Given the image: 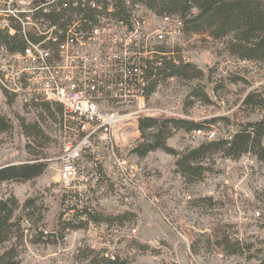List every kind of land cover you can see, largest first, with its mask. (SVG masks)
Returning <instances> with one entry per match:
<instances>
[{"label":"rangeland","instance_id":"1","mask_svg":"<svg viewBox=\"0 0 264 264\" xmlns=\"http://www.w3.org/2000/svg\"><path fill=\"white\" fill-rule=\"evenodd\" d=\"M26 1L0 0V13L11 9L12 2L25 7L20 2ZM136 10L147 18V34H156L175 24L176 17L167 21L144 7ZM172 42L169 49L173 50V57L179 59L184 54L186 63L193 64L201 75L192 80L169 78L148 98L138 96L136 103L120 108L121 111L175 113L196 121L226 117L233 123L264 115V111L242 105L248 91L264 90V65L236 61L221 41L212 40L205 33L189 35L181 31L173 36ZM1 74L2 71L0 78ZM2 85L0 114L10 124L7 130L0 131V167L31 159L42 160L46 166L33 180L0 183V197L14 195L19 206L28 198L35 199L34 212L53 227L65 195L59 184V166L61 161L66 164L68 160L67 155L60 157L64 143L60 131L62 113L45 118L40 104L24 102L4 91L5 83ZM196 85L202 87L210 101L191 95ZM50 105L56 110L54 103ZM128 121L131 124L127 127H132L131 119ZM21 123H36L42 130L41 136H25ZM209 130L215 132V139L231 136L236 127L219 120ZM140 135L131 138L128 130L111 134L118 137L116 158L103 163L109 171L114 161L123 159L121 167L134 200L124 201L113 194L95 192L93 201L94 206L114 214L133 215L111 224L105 219L88 223L72 230L57 244L36 246L25 238L17 246L18 264H89L84 256H77L76 249L81 246L86 252L108 251L126 264H264V165L249 154L232 159L214 153L200 163L205 168L200 175L188 179L177 167V159L209 139L202 134L192 137V131L173 130L166 144L179 155L157 149L140 157L133 152L142 141ZM101 143L104 141L100 140ZM88 204L92 206V202ZM112 226H118L120 231L113 233Z\"/></svg>","mask_w":264,"mask_h":264},{"label":"built area","instance_id":"2","mask_svg":"<svg viewBox=\"0 0 264 264\" xmlns=\"http://www.w3.org/2000/svg\"><path fill=\"white\" fill-rule=\"evenodd\" d=\"M30 1L20 2L25 7L12 2L11 9L0 13V28L9 34L15 32L12 24L17 19L24 32L31 31L39 38L37 41L27 40L22 52L9 53L5 47H0V83H5L10 94L24 102L62 106L60 131L64 143L60 157L67 155L68 160L66 164L60 162L59 184L68 199L77 197V206H81V202H92L94 206V193L100 192L113 194L114 198L124 201L134 200L126 180L128 177L121 167L123 159L114 161L109 171L104 169L103 163L116 158L118 137L111 134L128 130L131 138L139 137L142 116L185 117L139 109L120 110L137 102L138 88L144 86L147 62L161 63L160 48L165 49L162 55L173 62L186 63L184 54L176 59L173 50L169 49L173 36L181 32V21L175 18L173 26L169 25L156 34H147L146 16L133 12L130 23H127L115 14L117 4L114 0H59L62 4L57 6L58 12L66 5L64 2L73 1V6L82 4L93 14L92 19L74 15L73 24L64 33L45 16L35 17L36 8ZM43 8L48 12L46 6ZM128 119H137V127H127ZM199 134L211 140L215 132L192 131V137ZM100 140L104 143L100 144ZM72 213L70 210L66 215ZM25 225L29 226L28 222ZM111 230L115 234L120 231L118 226H112ZM102 254L114 257L108 251Z\"/></svg>","mask_w":264,"mask_h":264},{"label":"trees","instance_id":"3","mask_svg":"<svg viewBox=\"0 0 264 264\" xmlns=\"http://www.w3.org/2000/svg\"><path fill=\"white\" fill-rule=\"evenodd\" d=\"M114 2L117 4L115 14L127 23H130L132 13L137 11L136 8L142 6L156 16L178 18L182 23L181 31L185 34L205 33L210 39L221 41L229 56L236 61L264 65V0H114ZM30 3L36 8L35 17L45 16L64 33L68 26L73 24L76 17L74 15L93 18L92 12L83 8L82 4L78 7L73 6V1L64 2L66 5L60 12L56 10L57 6L62 4L59 0H31ZM44 6L48 8V12L44 11ZM12 25L15 29L13 34L0 28V47H5L9 53L22 52L27 40L39 39L31 31L24 32L19 20L14 19ZM82 27L88 29L84 24ZM164 50L159 49L158 53L162 56L159 65L147 62L144 86L138 88L144 97L148 98L169 78L192 80L201 75V71L193 64L175 63L171 58L162 55ZM191 95L199 100L210 101L207 93L199 85L192 88ZM39 104L38 107L42 109L45 118H55L56 114H61L63 110L57 103H54L56 108L54 111L48 102ZM242 105L264 111V90L248 91ZM219 120L235 125L236 130L230 137L203 140L182 153L176 164L184 176L188 179L198 177L205 169L200 163L214 153H221L224 157L232 159L249 154L264 165V115L260 119H247L236 123L226 117L196 121L187 117L142 116L139 119L142 141L133 148V152L143 157L150 151L160 149L179 155L166 144V138L171 131H208L209 127ZM9 124V120L0 114V131L7 130ZM20 129L28 137L39 138L42 134L36 123L27 125L21 123ZM45 166L46 163L39 159L1 166L0 183L33 180L43 172ZM76 200L77 197L72 196L68 199L63 195L62 210L56 216L52 227L40 218V214L34 212L35 199L28 198L19 206L14 195L0 197V264H18L17 246L19 243L22 245L25 238V241L36 246L57 244L63 241L70 231L83 228L89 222L98 223L105 219L111 224L113 221H122L125 217L133 215L127 212L114 214L99 206H91L88 202L87 204L81 202V206H77ZM70 210H73V213L64 217ZM25 222H28L29 226L23 225ZM84 251L83 246L78 247L77 256H84L89 264H126L119 256L110 258L95 250Z\"/></svg>","mask_w":264,"mask_h":264},{"label":"bare ground","instance_id":"4","mask_svg":"<svg viewBox=\"0 0 264 264\" xmlns=\"http://www.w3.org/2000/svg\"><path fill=\"white\" fill-rule=\"evenodd\" d=\"M1 29H3V28H1ZM1 77H2V74H1ZM1 84V86H3L2 84L3 83H0ZM5 87V88H4ZM4 87H2L4 90H6L7 92H9L10 93V88H7V86H6V84H5V86ZM8 89V90H7ZM138 96L139 97H144L143 95H142V92L138 89ZM144 116H149V115H144ZM168 117H175V116H173V115H167ZM179 117V116H178ZM131 122H132V127H137V119H131ZM129 124H131L130 123V121H128L127 122V125H129ZM87 203V202H86Z\"/></svg>","mask_w":264,"mask_h":264}]
</instances>
